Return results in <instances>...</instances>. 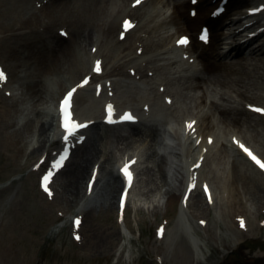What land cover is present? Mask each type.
<instances>
[{"label": "rangeland", "instance_id": "obj_1", "mask_svg": "<svg viewBox=\"0 0 264 264\" xmlns=\"http://www.w3.org/2000/svg\"><path fill=\"white\" fill-rule=\"evenodd\" d=\"M59 1L0 0V32L5 31L0 36V51L1 55L7 56L4 60L8 61V65L13 67L9 71L7 88L0 81V264H264V185L242 180V188L238 190V196L235 195L237 203L233 206L226 205L219 198L211 199L208 192L204 191V186L198 184V176L192 175L185 162L189 147L182 141L181 133L167 132L166 123L174 106L166 103V95L170 94L175 100L176 95L182 93V83L180 86L173 79L178 76L174 70L176 62L172 67L162 63L166 55L161 51L151 54L145 61H137V65L128 60L121 61L119 67L115 66L118 69L115 75L106 80L111 83L104 85L100 97H95L92 85L78 88L74 99L75 111L87 118L91 114L96 116L90 129L83 131L86 140L81 142L74 139L65 143L62 132L51 135L54 127L47 131L44 141L37 138V129L45 118L52 120L58 108V97L57 100L53 97L58 88L54 84L49 85L43 78L39 88H36L42 91V101L29 98V88L33 83L25 72L37 67L36 63L31 66L33 62H28L34 57L32 54H37L32 52L45 50V55L51 60V51L55 47L68 48L66 60L70 61L71 75H78L75 74L76 69L77 72L82 70V74L77 76L75 82L69 78L71 75L67 76L68 83H64L67 88V85L80 81L86 75L91 76L94 57L98 52L94 54L92 47L102 49L101 54L105 57L108 52H114L118 44L116 42L123 43L125 39L131 42L141 38L142 24L148 14L145 8L138 10L132 7L130 0H66L68 6L64 11L54 10L55 6L51 4H58ZM181 1L188 3L190 0ZM233 1L236 3V0ZM162 6L167 12L165 19L168 22L174 20L172 33L185 31V21L173 13L170 15V11H174V0H163ZM122 12L140 24L133 33H122ZM233 17L231 11L226 10L220 17L223 29H217L216 33L221 35L218 42L220 49L224 43H234L236 47L229 57L222 56L218 61L228 65L241 63L242 70L249 77L244 80L248 85L264 83V60H256L260 57L257 55L261 54L251 51L256 42L264 43V33L246 45L244 38L247 32L236 29L249 19L235 23L231 21ZM258 23L248 30L251 32L257 27L264 28V21ZM20 28L24 30L21 32L18 30ZM88 30L94 32V38L84 43L80 49L82 57H79L74 54L77 45L73 38L68 39L62 33L73 37ZM7 33L8 36H4ZM187 34L196 36L193 31ZM11 35L13 37L10 40ZM166 36L163 35L161 39ZM155 41H147L145 50L149 43L156 44ZM189 49L196 55L206 54V62L211 61L208 47L196 45ZM10 52L15 54H12V58H9ZM36 57L38 61V55ZM151 64L157 67L152 69V73ZM134 71L135 75L131 76ZM172 72L175 76H171ZM203 76H208L207 90L216 93L210 108L223 106L231 114L241 108L237 104L238 96H232L235 92L217 91L213 84L218 79L217 75L208 72ZM170 81L167 92L160 94L159 85ZM242 86H238L241 88L238 93L252 97L256 102L254 98L257 94L244 92ZM146 87H149L148 93L152 97L149 103L152 106L149 110L144 109L143 104L136 106L141 123H99L106 120L101 119L104 111L99 102L108 98L110 93L117 101L130 100L136 103V98ZM181 95L187 96L184 92ZM260 98H263L264 103L263 93ZM193 102L191 99L190 104ZM50 104L51 108H48ZM132 131L135 134L155 131L156 140L148 139V143H142L136 136H131ZM168 139L173 142L169 144ZM89 145L99 151L98 163L93 164L90 170L92 172L95 165L96 178L102 179V183L95 189L94 184L85 198L70 203L62 193V173L75 162V150ZM140 145L137 179L129 189L123 209L116 205L112 211H101L99 191L105 181V169L119 172L118 164L123 153L131 152ZM65 148L69 156L64 167L51 178L49 188L53 195L49 196L43 190L42 177L51 170L53 159L58 158ZM33 149L37 150L34 154ZM157 156L163 158L157 160ZM157 163L160 171L165 172L167 182L176 186V196H180L168 210L163 198H158L155 203L156 194L151 196L155 192L147 171ZM200 164L202 166L203 162ZM261 176L259 180L263 182L264 174ZM234 178L238 179V176ZM156 179L160 181L158 177ZM193 182L196 184L195 192L186 201V194ZM166 189L167 186H164L162 193ZM199 195L202 196L200 204L197 203ZM119 197L120 193L117 201ZM223 211L226 212V218L222 216ZM78 218L81 220L79 226L75 224ZM241 220L245 224L243 228L240 226ZM109 230L120 232L121 235L109 239ZM77 235L81 236L79 241L75 239Z\"/></svg>", "mask_w": 264, "mask_h": 264}, {"label": "bare ground", "instance_id": "obj_2", "mask_svg": "<svg viewBox=\"0 0 264 264\" xmlns=\"http://www.w3.org/2000/svg\"><path fill=\"white\" fill-rule=\"evenodd\" d=\"M162 1L163 0H147L138 9L142 10L145 8L150 10L151 12V14H149V17L142 24V31L140 32V34H142L141 38L137 40L135 39L133 41L131 40V42L129 40H126L123 43L116 42V44L118 43V46L116 45L114 52H108V54H106L104 58L101 54L102 49L99 48L96 57H102V60H99L101 62V71H95V73L89 80L95 81L100 77L97 76V74L103 73V76L112 77L115 75L114 72L118 71L115 66L119 67L118 64L121 61L128 60L129 62L134 58L136 61H134L133 64L137 65V61H145L150 58L151 54L154 55L155 53H159L160 51L166 52V60H164L165 62H159L168 63L169 61H172V59L180 60V66L182 69L184 66H188L187 64H189L190 62V54L188 53L189 51L187 49V46H179L178 40L181 37H187V32L189 31H198L200 33L202 27L209 25L213 33H210V35H208V40L206 43H208V45L210 46L208 54L211 55V61L206 62V55H200V63L202 66L201 70H198L197 66L192 65L188 67L187 70H182L180 74L175 78V81L179 82V84L182 83V86L180 84L182 93H186L187 96H182V93L176 95L173 103L174 110L173 113L168 117L169 119L167 120L166 125L169 130L175 131L176 133H181L183 135L185 145L189 146V155L185 158V162L190 168L191 172H193V175L198 176V184L208 186L209 194L212 199L219 198L224 201L226 205L231 204L235 206L237 203L235 195L238 196V190L242 188V185L240 184L242 180H246L247 183L259 182L264 185V180H262L263 182L259 180L262 177L261 175L264 174V170H259L257 166L250 162L247 157L242 152H240L239 149H237V145L233 143L232 139L233 137H235L246 147L252 150L253 153L256 154L259 158L264 159V123H260L261 121H264V115L250 113L247 109H244L243 106L246 104H251L256 107H264V103H262L263 98H260V95L262 93L264 94V83L256 82L253 84L250 83V85H248L244 82V80L248 79L249 77L242 70L241 63L239 64L237 62H234L233 65H228L227 63L218 61V59L222 56L229 57L231 55V52L233 53L236 47L234 43H224L221 49L218 47L220 35L216 33V30L223 25V22H221L220 20H213L215 19V15L213 14V12L218 9V7L214 6L219 5L222 1L225 2V0H200L198 4L194 6L190 2L187 3L181 0H174V13L176 17H179L180 19H183L185 21L186 30L180 32L177 31V33L173 35H171V28H173L174 20L172 19L169 20L170 22H168L167 18L165 19V6L161 8ZM213 1H216L215 4L210 6ZM245 1L238 0L237 3L231 4V6L233 7L236 4L238 5ZM51 6H55L54 10L64 11L68 5L66 0H61L58 4H55V2H53ZM257 8H261V5L257 6ZM191 12H195L194 17L190 16ZM244 13L245 11H237L234 14L243 15ZM126 14L127 13L125 12L121 13L123 19H128V17H130V15L126 16ZM97 17H95V19ZM241 27L242 25H239L237 29ZM18 30L22 32L24 28H20ZM3 32H0V36L3 35ZM165 34L167 36L162 40L161 37ZM4 36H8V33ZM12 37V35L11 37H9L10 40L12 39ZM70 38H73L74 43L77 45L75 46L77 52L75 50L74 54L82 57L80 55L82 54L80 52V49L83 48L84 43L87 44V42L91 41L94 38V32L88 30L82 33H77L73 37L68 34V39ZM187 38L189 40L188 45H191V47L202 45L200 43H191V41L194 40L192 36H188ZM156 39H159V41H155ZM149 40L155 41L158 44H155L154 42L149 43L146 50H144L143 55L141 57H137V51L140 50L142 46ZM67 51L68 48L64 46H58L57 48L55 47L51 51V55L53 56L51 60H49V57L45 55V50L32 52L37 54H32L34 57H31L28 62H33L30 64L31 66L36 63L37 67H33V71L30 70L25 72V75L30 76L29 78L33 83V86L29 88V98L35 99L37 101H42V91H39L36 88H39V82L41 83L43 78H46L45 80L49 82V85L54 84L58 88V91H55L53 94V97H55L56 100L57 97L63 95V92L66 89L64 83H68L66 82V77L71 75L70 61L66 60L67 55H69ZM251 51L261 55L264 54V43L262 44L256 42L254 48ZM105 53L107 52L105 51ZM12 54L15 55L14 52H10L9 58L13 57ZM28 54L29 53H27V55ZM36 55H38V61ZM261 55H257L260 57H257L256 60H264V56ZM6 57V55L4 57L3 55H0V63L3 66L4 70L11 72L13 69L12 65H5V63L8 62L7 60H4V58ZM19 60L18 62H20ZM80 62L82 63V60ZM153 68H157L156 65H152L151 71ZM81 72L82 70L80 72H77L76 69L75 74L78 75H71L69 77L71 81H76L80 74H82ZM208 72L214 74V76L217 75V81L213 82V84H215V87H217V91L225 90L230 93L235 92L232 94V96H238L237 104H240L241 106L238 111L235 110V113L231 114L229 113V110L223 106H214L213 108H210L211 104H213L212 99L215 98L216 93H212L207 90L206 83L208 80V76H203V74H206ZM124 78L128 80L131 79V77ZM8 85L9 81L5 88H7ZM239 85H243L242 89L245 90L244 92L251 91V95L257 94L254 98L257 101H253L251 99L252 97L242 96L241 93H238V91L241 89H239ZM159 86L170 87V84H161ZM66 87L70 89L71 87H75V84H71L70 86ZM48 91H51V87ZM145 92L147 93V91ZM191 99L194 101L193 104H190ZM149 100L150 97L142 92L140 96L136 98V103L130 100L124 102L119 101V103L117 102L119 106L117 107V116L120 117V114L125 108H127V110H130L131 112H135L134 108L138 105L137 103L142 104L146 103ZM102 102H99L100 106ZM235 102L236 101H234V103ZM102 105L104 108H107L108 105L114 104L112 102L104 101ZM48 108H51V104ZM133 116L135 115L133 114ZM75 117L78 121L85 122L83 120L89 121L94 119V117L96 116L95 114H91L89 115V118H87V116H81L76 111ZM59 119V111L58 114L57 112L54 114L52 120H48V117L45 118L44 122L37 129V138H42L44 141V137L47 131L51 127L57 126V122L59 121ZM190 121L195 122L194 127L191 130L186 127L187 123ZM132 133L133 131L131 132V136H136L142 143H148V139L149 141L156 140L155 131H148L145 134H135L134 132L132 135ZM209 137H211L213 140L212 144L208 143ZM205 149H207V151H205ZM36 151L37 150L33 149L32 154L36 153ZM140 151L141 145L133 148L131 152H124L121 159L122 169L126 164H130L132 161H135V159L139 157ZM74 154L76 157L75 162L72 163L62 173V193L70 203H76L79 199L85 198L89 183L93 179V177H91L92 175L90 174L91 166L93 164H97L99 159V151L94 148L93 145H89L81 149L77 148ZM158 158L162 159L163 157L157 156V160ZM93 161L95 162L93 163ZM200 162H203V165L201 166V168H198L197 164ZM104 163H108V161H104ZM134 166L135 165L130 168L131 172H134ZM181 169L183 171V167H181ZM147 172L150 174V179L152 180L151 183L153 184V190L155 192L152 193L151 196L153 194H156L154 195L155 203L158 198H163L165 200V208L166 210H168L173 206L175 200L180 198V196H176L175 194L176 186H172L167 182L166 174L165 172L160 171V166L158 165V163L157 165L155 164L153 167L148 169ZM183 173L185 172L183 171ZM122 175L123 172L121 174V172L116 173L114 169H105V181L101 185L99 191V209L101 211H112L113 207H115L116 205L120 206L121 197L123 195L122 193L126 186ZM235 175L238 176V179L234 178ZM157 177L161 182L157 181ZM101 181L102 179L95 180L96 185L94 189L99 183H102ZM164 186H167V189L162 193ZM116 193L117 196L120 193V198L118 201ZM201 199L202 196L199 195L197 203L200 204ZM225 215L226 212L223 211L222 216L225 217ZM179 219V221H181L182 217L180 216ZM120 235V232L115 233L114 231L109 230L107 237L109 239H112L115 236L119 237Z\"/></svg>", "mask_w": 264, "mask_h": 264}, {"label": "snow or ice", "instance_id": "obj_3", "mask_svg": "<svg viewBox=\"0 0 264 264\" xmlns=\"http://www.w3.org/2000/svg\"><path fill=\"white\" fill-rule=\"evenodd\" d=\"M140 2H141V0H136L137 5L140 4ZM253 11L255 12V11H257V9H254ZM131 27H132V24L130 21H126L124 23L125 29H130ZM62 35H67V33L64 32V33H62ZM207 39H208V37H207L206 33L201 35L202 41H207ZM188 43H189V40L187 37H181L178 40V44L181 47L187 46ZM100 63H101L100 61H97V65H96V69H95L97 72L101 71ZM133 74H135V72H133ZM6 79H7V77L4 73V71L0 70V81L6 80ZM89 79H90L89 77H86V78H84V80L81 83L77 84L75 87H71L67 91V94L62 98V101L59 105V111L62 114V127H63L64 133H65V135H64L65 141H68L70 138L79 139L81 142L86 140V136L84 135L83 130L88 129L90 125L88 122H81L75 118V116H74V111H75V109H74V97H75V95L78 94L77 89L82 88L85 85H87L89 83ZM171 102L172 101L169 100V103H171ZM248 107L250 108V110H252L254 112L264 114V107H256V106L251 105V104H249ZM106 113H107L106 114V123L115 124L117 121L114 118L115 112H114L112 105L107 106ZM135 121H136V118L131 113H125V114H123L120 122L121 123H123V122H133L134 123ZM194 124H195L194 121H190L187 123L186 127L191 130V129H193ZM232 139H233V143H235L255 165H257L261 170H264V159L259 158L256 154L253 153L252 150H250L248 147H246L243 143H241L235 137H233ZM208 143L209 144L213 143V140L211 137L208 138ZM205 151H207V149H205ZM68 156H69L68 149H66V148L63 149L62 154H60L58 156V158L53 159V162L50 165L51 170L47 171L45 173V175L42 177L43 190L49 196L53 195V193L51 192V190L49 188V182H50L51 178L56 174V172L58 170H60L62 167H64L65 161L68 158ZM41 163L43 164L44 162L41 161ZM132 164H135V161H132L130 164H126L124 166V168L122 169L123 175L126 177L129 187L132 185V182H133V175H132V172L130 171ZM200 166H201V164L198 163L197 167H200ZM38 167H39V165H38ZM94 183H95V180L93 177V180L90 181V183H89V190H91ZM195 189H196V184H195V182H193L190 184L188 193L186 194V201H187L188 196H191L192 194H194ZM204 191L205 192L209 191L207 185L204 186ZM126 198H127V192H124L122 197H121V202H120V208L121 209L124 207V201L126 200ZM201 223L203 224L205 222L201 221ZM75 224L77 226H79L81 224V220L79 218L76 219ZM240 226L242 228L245 227L243 220H241ZM160 231L162 234L163 229H161ZM75 239L79 241L81 239V236L77 235L75 237Z\"/></svg>", "mask_w": 264, "mask_h": 264}]
</instances>
